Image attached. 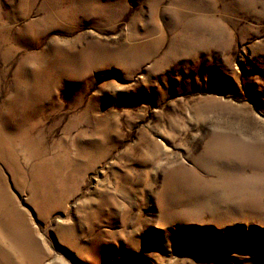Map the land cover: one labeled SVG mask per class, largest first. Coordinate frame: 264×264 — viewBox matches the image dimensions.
<instances>
[{"label":"rangeland","instance_id":"1","mask_svg":"<svg viewBox=\"0 0 264 264\" xmlns=\"http://www.w3.org/2000/svg\"><path fill=\"white\" fill-rule=\"evenodd\" d=\"M0 264H264V0H0Z\"/></svg>","mask_w":264,"mask_h":264}]
</instances>
